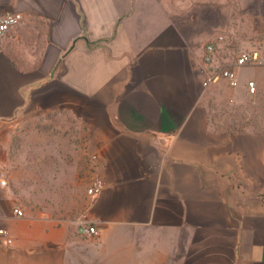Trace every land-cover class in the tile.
I'll use <instances>...</instances> for the list:
<instances>
[{
    "label": "crops",
    "instance_id": "obj_1",
    "mask_svg": "<svg viewBox=\"0 0 264 264\" xmlns=\"http://www.w3.org/2000/svg\"><path fill=\"white\" fill-rule=\"evenodd\" d=\"M156 2L0 0V19L23 15L0 37V173L20 112L83 109L85 185L93 155L105 182L71 219L17 216L0 182V264H264V134L213 129L211 32ZM242 70L264 88V68Z\"/></svg>",
    "mask_w": 264,
    "mask_h": 264
},
{
    "label": "rangeland",
    "instance_id": "obj_2",
    "mask_svg": "<svg viewBox=\"0 0 264 264\" xmlns=\"http://www.w3.org/2000/svg\"><path fill=\"white\" fill-rule=\"evenodd\" d=\"M156 3L158 11L159 6L165 13L171 9L180 19L195 17V23L211 32L207 42L222 37L220 60H232L241 52L264 44V0H157ZM254 70L243 69L242 81L253 76ZM210 90L209 121L213 129L228 131V127L236 125L242 131L254 132L250 128L243 129L239 119L225 123V112L248 107L250 103L264 109V102L250 97L242 82L237 89L221 82ZM260 91L264 93V88ZM88 109L93 111V107ZM73 111L31 108L20 112L5 126L11 136V163L6 169L5 187L11 188L24 214H45L62 219L83 215L88 188L84 174L88 172V160L85 146L77 138L75 140V134L82 132L77 125L83 126L87 119H79L78 115L93 113L83 109ZM95 119L103 118L91 117Z\"/></svg>",
    "mask_w": 264,
    "mask_h": 264
},
{
    "label": "built area",
    "instance_id": "obj_3",
    "mask_svg": "<svg viewBox=\"0 0 264 264\" xmlns=\"http://www.w3.org/2000/svg\"><path fill=\"white\" fill-rule=\"evenodd\" d=\"M23 20L21 13H7L0 19V37L9 32L13 27L17 26ZM223 38L218 37L207 43L204 52L200 58L198 65L199 74L202 77L203 89L225 82L232 89H237L240 86L239 71L245 68L259 69L264 68V44L260 48L251 51L241 52L232 60H220V47ZM247 94L253 99L259 98L264 102V94L260 92L257 81L250 79L246 83ZM99 157L93 155L90 157L91 179L90 186L87 188V194L91 197H98L105 188L103 178L97 173ZM0 182L2 186L7 185V180L4 172L0 173ZM14 212L17 216H24V211L21 207H16ZM81 235L91 238L97 235V229L90 224H82L79 228ZM9 232L6 229H0V237L8 238ZM8 243H12L8 239Z\"/></svg>",
    "mask_w": 264,
    "mask_h": 264
},
{
    "label": "trees",
    "instance_id": "obj_4",
    "mask_svg": "<svg viewBox=\"0 0 264 264\" xmlns=\"http://www.w3.org/2000/svg\"><path fill=\"white\" fill-rule=\"evenodd\" d=\"M225 113L227 117L225 123H227L228 120L230 119H235V120L239 119L243 124L242 125L243 129L250 128L254 132H257L259 134H264V109L258 107L257 104L250 103L248 107L241 106V108L239 109L236 110L232 109L231 111ZM225 126L228 127L227 124ZM236 127H237L236 125H232V127H228L230 130L228 131L222 130V132H227V133L245 132L242 131L239 127L238 128ZM28 205L30 206V204Z\"/></svg>",
    "mask_w": 264,
    "mask_h": 264
}]
</instances>
